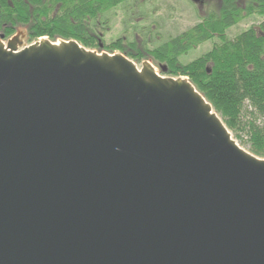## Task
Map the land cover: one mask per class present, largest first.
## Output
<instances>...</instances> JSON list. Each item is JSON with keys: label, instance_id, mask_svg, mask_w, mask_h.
<instances>
[{"label": "water", "instance_id": "obj_1", "mask_svg": "<svg viewBox=\"0 0 264 264\" xmlns=\"http://www.w3.org/2000/svg\"><path fill=\"white\" fill-rule=\"evenodd\" d=\"M165 73L0 36V264H264V158Z\"/></svg>", "mask_w": 264, "mask_h": 264}, {"label": "trees", "instance_id": "obj_2", "mask_svg": "<svg viewBox=\"0 0 264 264\" xmlns=\"http://www.w3.org/2000/svg\"><path fill=\"white\" fill-rule=\"evenodd\" d=\"M129 0H0V36L25 28L27 43L41 38L75 40L99 50L108 14ZM264 18V0H218V11L148 50L169 77H186L212 105L241 147L264 158V19L234 38L226 32L247 18ZM218 42L200 57L180 58L205 43ZM106 52L124 54L121 41ZM131 60L136 56L125 55ZM135 62V61H134Z\"/></svg>", "mask_w": 264, "mask_h": 264}, {"label": "rangeland", "instance_id": "obj_3", "mask_svg": "<svg viewBox=\"0 0 264 264\" xmlns=\"http://www.w3.org/2000/svg\"><path fill=\"white\" fill-rule=\"evenodd\" d=\"M217 11L218 0H199L197 3L193 0H129L108 14L109 23L100 41V51L106 52L105 46L120 40L124 55L136 56L137 60L133 61L138 66L143 60H151L158 67L160 64L149 56L148 50L194 27L202 18ZM263 19L257 16L247 18L229 29L226 38H234ZM217 42V39H213L203 44L180 58V62L188 63L200 57ZM243 148L248 149L247 146Z\"/></svg>", "mask_w": 264, "mask_h": 264}]
</instances>
